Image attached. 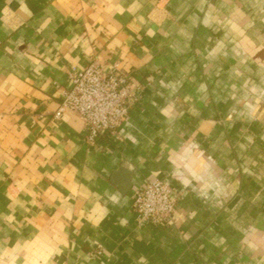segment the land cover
<instances>
[{
    "label": "crops",
    "instance_id": "0c3cea01",
    "mask_svg": "<svg viewBox=\"0 0 264 264\" xmlns=\"http://www.w3.org/2000/svg\"><path fill=\"white\" fill-rule=\"evenodd\" d=\"M93 58L138 94L90 145L54 112ZM0 264H264V0H0Z\"/></svg>",
    "mask_w": 264,
    "mask_h": 264
},
{
    "label": "built area",
    "instance_id": "2783aa9c",
    "mask_svg": "<svg viewBox=\"0 0 264 264\" xmlns=\"http://www.w3.org/2000/svg\"><path fill=\"white\" fill-rule=\"evenodd\" d=\"M70 87L61 94L54 112L60 118L65 111L77 114L85 124L86 141L93 145L102 134L117 137V128L125 120L136 100L137 91L131 87L129 74L118 64L105 71L93 58L83 67L71 65L67 71ZM173 188L161 179H152L135 193L133 211L139 220L154 224L168 221L175 208Z\"/></svg>",
    "mask_w": 264,
    "mask_h": 264
}]
</instances>
